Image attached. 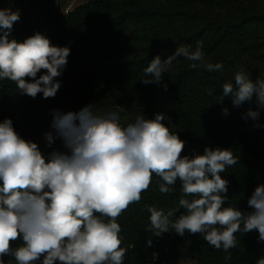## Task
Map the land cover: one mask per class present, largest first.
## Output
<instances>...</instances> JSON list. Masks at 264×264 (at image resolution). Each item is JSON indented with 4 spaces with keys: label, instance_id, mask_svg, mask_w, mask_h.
Here are the masks:
<instances>
[{
    "label": "trees",
    "instance_id": "16d2710c",
    "mask_svg": "<svg viewBox=\"0 0 264 264\" xmlns=\"http://www.w3.org/2000/svg\"><path fill=\"white\" fill-rule=\"evenodd\" d=\"M27 1L32 14H21L10 39L23 42L40 33L52 45L69 47L70 55L56 78L61 86L54 97L45 99L39 93L32 98L22 94L15 82L0 80V122L11 119L15 131L47 155L54 150L45 147L43 138L54 112L79 113L92 106L96 114L117 112L125 126L138 115L154 119L164 114L171 119L163 123L185 142L181 156L203 154L206 147L233 152L238 162L221 173L229 181L223 207L233 206L245 215L253 211L247 201L264 184V108H258L255 97L239 107L230 97L222 102L217 97L224 83L234 84L240 67L253 81L264 79V0H88L67 13L58 10V0ZM197 42H202L205 60L221 63L222 71L208 72L199 62L192 68L193 62L181 57L159 84L142 82L153 58L165 60L178 47L195 51ZM249 108L259 111L258 120L244 118ZM55 151L68 150L63 146ZM161 183L153 173L140 201L117 218L120 247L127 249L123 264H256L264 258L257 230L235 233L236 247L227 252L199 234L186 231L180 236L170 230L155 236L148 231L146 205L165 212L179 208V179L169 193L159 191ZM181 213L186 210L179 208L172 219ZM22 244L20 239L11 242L13 248ZM2 259L4 264H17L11 256Z\"/></svg>",
    "mask_w": 264,
    "mask_h": 264
},
{
    "label": "clouds",
    "instance_id": "9594fccd",
    "mask_svg": "<svg viewBox=\"0 0 264 264\" xmlns=\"http://www.w3.org/2000/svg\"><path fill=\"white\" fill-rule=\"evenodd\" d=\"M19 19V10L0 9V80L15 82L32 98L39 93L45 99L54 97L61 86L56 78L63 73L70 48L52 45L40 33L23 42L10 39ZM201 48L202 42H197L195 51L178 47L165 60L156 56L144 69L142 82L159 84L181 57L192 61V68L199 62L208 72L222 71L221 63L205 60ZM41 70L45 72L37 78ZM225 97L234 107L255 97L258 108H264V79L253 81L240 67L234 84H223L217 102ZM222 111L228 114L227 107ZM259 115L249 108L244 118L256 121ZM166 118L171 119L159 113L154 119L138 115L125 126L117 112L96 114L92 106L79 113L54 112L53 132L45 134L46 140L51 146L55 135L68 151L47 155L37 143L23 139L11 119L0 122V264L5 256L17 264H123L127 249L120 247L117 218L140 201L153 173L164 182L159 185L161 193L171 192L170 186L179 179V208L186 210L173 220L179 208L165 212L146 205L147 230L155 236L170 230L184 236L187 231L225 252L236 247L237 232L257 230L258 241L264 242V184L248 199L253 211L247 215L233 206L223 207L229 181L221 173L238 158L230 149L208 147L203 154L181 156L185 142L170 132L163 123ZM18 239L22 246L13 248L11 242ZM256 264H264V258Z\"/></svg>",
    "mask_w": 264,
    "mask_h": 264
},
{
    "label": "rangeland",
    "instance_id": "374dc122",
    "mask_svg": "<svg viewBox=\"0 0 264 264\" xmlns=\"http://www.w3.org/2000/svg\"><path fill=\"white\" fill-rule=\"evenodd\" d=\"M0 5H1L2 9L8 8V9H11L12 11L19 10V14L20 13L22 14L23 10H25L26 6L28 5V1L27 0H0ZM48 132H53L52 124L47 129L46 133H48ZM43 142H44L45 147L53 149V150H60L64 146L63 140L61 138L55 137V135H54V140H53L51 146H49L45 135L43 138ZM176 264H193V261H182V262H178Z\"/></svg>",
    "mask_w": 264,
    "mask_h": 264
},
{
    "label": "crops",
    "instance_id": "0c3cea01",
    "mask_svg": "<svg viewBox=\"0 0 264 264\" xmlns=\"http://www.w3.org/2000/svg\"><path fill=\"white\" fill-rule=\"evenodd\" d=\"M88 0H58L57 1V7H58V10L61 11V12H64L66 13V11L68 10H72L74 9L77 5L79 4H82L84 2H86ZM1 6V5H0ZM2 8V7H1ZM23 12H26V13H30L29 16H31V12L30 9H29V6L27 5L26 6V9L23 10ZM22 12V13H23ZM38 13H41V10H38L37 11ZM21 16V13L19 14Z\"/></svg>",
    "mask_w": 264,
    "mask_h": 264
},
{
    "label": "built area",
    "instance_id": "2783aa9c",
    "mask_svg": "<svg viewBox=\"0 0 264 264\" xmlns=\"http://www.w3.org/2000/svg\"><path fill=\"white\" fill-rule=\"evenodd\" d=\"M68 12V10L66 11V13Z\"/></svg>",
    "mask_w": 264,
    "mask_h": 264
}]
</instances>
